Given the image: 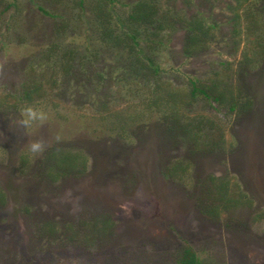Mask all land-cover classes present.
Returning <instances> with one entry per match:
<instances>
[{
    "label": "rangeland",
    "instance_id": "374dc122",
    "mask_svg": "<svg viewBox=\"0 0 264 264\" xmlns=\"http://www.w3.org/2000/svg\"><path fill=\"white\" fill-rule=\"evenodd\" d=\"M16 1L17 10L7 13L10 26L1 28L0 61L6 63L0 94L19 84L24 68L37 62L34 57L42 47L59 42L54 23L41 13L38 0ZM162 3L170 4L183 18L199 15L204 22L218 25L207 48L188 56L182 52L187 36L184 21L177 24L166 45L153 52L166 71L163 80L182 91L188 77L216 78L233 93L240 88L251 107L244 113L220 110L217 117L222 115L225 148L192 161L184 184L165 177L159 163L168 155L185 161L189 156L185 144L166 145L163 134L151 125L133 130L125 139L100 126L97 102L110 99L124 106L131 97L123 88L116 93L118 82L101 87L97 75L87 82L78 73L69 81L60 77L33 104L43 108L49 120L30 134L12 128L20 111L0 113V189L5 196L0 204V264H168L173 251L184 243L204 264H264V62H255L257 40L264 43V30L261 36L260 31L242 32L235 37L237 49L231 53L233 39L226 20L232 0ZM91 32L86 20L73 21L60 41L83 48L93 43ZM22 36L24 41L19 39ZM113 53L104 60L97 58V69L107 70L110 64L116 72ZM243 54L246 66L239 64ZM193 109L216 115L200 101ZM35 139H43L46 149L61 145L82 152L88 158L87 170L55 181L35 175V164L45 153L27 154V144ZM22 156L29 160L26 168L20 164ZM207 175L222 178L228 193L238 199L233 208L219 210L216 220L199 212L193 195L198 191L196 179ZM105 213L114 218L111 235L90 241V246L82 243V221ZM46 221L54 224V232L42 226Z\"/></svg>",
    "mask_w": 264,
    "mask_h": 264
},
{
    "label": "trees",
    "instance_id": "16d2710c",
    "mask_svg": "<svg viewBox=\"0 0 264 264\" xmlns=\"http://www.w3.org/2000/svg\"><path fill=\"white\" fill-rule=\"evenodd\" d=\"M163 1L38 0L37 6L41 13L52 19L57 36L55 39H59V42H51L42 47L34 57L37 62L24 68L19 84L0 94V113H16L27 104H38L46 93V87H55L60 77L69 81L75 73L85 76L86 82L97 75L96 82L102 84L101 87L112 81L118 82L121 86L116 93H120L123 88L131 97L124 106L110 99L97 102L100 126L107 132H114L115 138L125 139L133 130H145L151 125L163 134L162 140L166 145L185 144L189 155L185 161L168 155L163 156L159 163L165 177L184 184L186 168L192 161H196L199 156L221 153L225 148L223 127L220 125L222 115L217 117L220 110L227 108L244 113L251 107V101L241 94L240 88L236 87L233 93L228 85L216 78L188 77L185 90L182 91L175 90L163 80L161 74L166 71L158 66L153 52L161 45H166L165 40H169L177 24L184 21L187 36L182 52L188 56L206 49L214 35L212 31L218 26L215 22H204L199 15L183 18L170 4L163 5L166 2ZM17 8L16 0H0V37L2 25L10 26L7 13ZM227 8L230 15L226 22L233 39L230 51L234 53L238 43L235 37H240L242 32L253 34L260 31V36L263 34L264 0H232ZM81 19L86 20L90 26L91 35L95 37L93 43L83 48L62 43L60 37L63 32L73 21ZM19 39L24 41L26 38L22 36ZM257 41L259 45L255 52V62H264V43L261 38ZM111 51L117 63L113 65L118 70H112L110 64H107V70L97 69V58L104 60ZM242 56L239 64L246 66V56ZM37 63L41 65L38 69L33 66ZM214 75H218V72L215 71ZM134 82L139 83L135 85ZM139 91L145 92L144 95ZM199 101L216 115L209 117L203 111H193L194 103ZM87 160L82 152H72L61 145L49 146L41 160L35 164L34 173L55 181L85 172ZM28 162V158L21 157L22 167L26 168ZM195 184L198 191L193 195L198 201L199 212L206 217L216 220L219 210L233 208L238 204V199L228 193L222 178L207 175L203 179L198 177ZM3 199L5 196L0 189V204ZM82 223L85 228L82 243L90 246V241L95 243L111 235L114 218L105 213ZM232 224L230 219L229 226ZM42 226L51 232L55 230L50 221L44 222ZM172 256L168 264H204L198 253L187 243L173 251ZM45 264L58 263L48 261Z\"/></svg>",
    "mask_w": 264,
    "mask_h": 264
},
{
    "label": "clouds",
    "instance_id": "9594fccd",
    "mask_svg": "<svg viewBox=\"0 0 264 264\" xmlns=\"http://www.w3.org/2000/svg\"><path fill=\"white\" fill-rule=\"evenodd\" d=\"M6 61H0V76H3L5 71ZM49 120L48 113L40 107L33 104H27L20 109L19 118L13 122L12 128L17 132L23 130L25 134H30L36 126H43ZM60 137L57 136V140ZM46 143L43 139H35L29 141L27 144V154L30 157H37L44 153L46 150Z\"/></svg>",
    "mask_w": 264,
    "mask_h": 264
}]
</instances>
